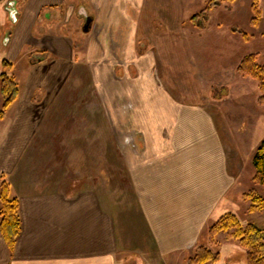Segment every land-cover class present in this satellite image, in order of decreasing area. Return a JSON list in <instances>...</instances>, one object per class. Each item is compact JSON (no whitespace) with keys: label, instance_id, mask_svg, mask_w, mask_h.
<instances>
[{"label":"crops","instance_id":"0c3cea01","mask_svg":"<svg viewBox=\"0 0 264 264\" xmlns=\"http://www.w3.org/2000/svg\"><path fill=\"white\" fill-rule=\"evenodd\" d=\"M144 1L91 0L87 10L78 0L9 1L16 21L8 36L0 33V50L14 65L11 74L20 96L0 121V185L8 181L11 197L19 201L21 231L10 250L0 218V264H124L125 251L144 256L146 264H168L177 251L191 253L198 246L204 218L236 187L215 117L219 113L168 108L166 101L153 103L155 109L174 115L163 118L168 126L159 129V135L154 127L144 128L146 139L138 149L132 147V154L116 144L117 164L127 169L132 188L129 202L116 198L118 193L111 195L102 176L94 179L92 172L86 175L82 170L84 176H72L70 168L78 166L63 160L64 152L87 151L86 139L77 144L62 138L72 134V129L62 128L64 120L69 116L76 124L81 119L71 115L74 108L63 97L65 88L80 72L107 71L109 57L121 55L124 64L123 59L142 56L137 54L134 33ZM78 8L83 19V10L94 17L88 34L97 26L104 40H86L91 48L84 51V67L76 61V42L59 31L62 22L75 21ZM7 12L4 9V16ZM45 22L50 23L42 27ZM98 56L107 61L94 65L93 57ZM136 61L132 62L140 70L144 64ZM73 138L83 136L77 133ZM108 148L100 144L105 166Z\"/></svg>","mask_w":264,"mask_h":264},{"label":"rangeland","instance_id":"374dc122","mask_svg":"<svg viewBox=\"0 0 264 264\" xmlns=\"http://www.w3.org/2000/svg\"><path fill=\"white\" fill-rule=\"evenodd\" d=\"M9 1L0 3V33L4 35L6 31L7 36L14 22L9 14L4 16L5 7L11 5ZM90 1L78 0L77 3L87 10L90 9ZM209 1L145 0L142 4L144 11H141L140 23L134 33L138 38L137 54L142 56L123 59L124 64L121 55L109 57L108 61L105 57H93L94 65L107 61V71L78 73L72 77L63 95L74 108L71 115H79L81 119L75 124L68 116L62 128L72 129L74 135L81 133L83 138L75 140L72 134L62 138L77 144L86 139L83 143L87 151L62 153L66 156L63 160H72L69 164L78 166L70 168L72 176L80 177L83 175L79 172L81 170L86 175L92 172L94 179L102 176L103 182L108 183L110 194L118 193L116 198L128 202L132 188L127 169L117 164L116 144L125 145L132 154V147L138 149L146 139L144 128L154 127L155 134H158L159 129L164 130L168 126L164 122L165 116L171 119L174 115L161 111L160 106V110L155 109L154 102L166 101L168 108H182L189 112L219 113L215 117L220 122L222 142L228 149V161L235 171L236 187H232L221 205L204 218L198 246L191 253L189 249L177 251L171 255L174 261L168 264H189L200 246L219 254L218 261L207 264H247L246 249L231 239L229 233L218 234L215 243L210 241V227L226 213H234L244 225L253 223L264 231V209L252 211L253 202L246 196V193L255 192L264 197V187L257 186L253 180L256 173L253 158L264 141V104H258V82L242 77L236 70L242 59L250 54H257L258 63L264 64V0L226 1L205 13L198 21L201 27H198L191 19L202 12ZM79 8L75 21L68 25L62 22L59 31L70 35L76 42V61L80 60L79 67H84V51L91 48L90 41L86 40L93 37L92 44L104 43V40L103 32L99 33L97 26L91 36L83 31L84 19ZM45 19L49 20L46 16ZM50 22H45L42 27ZM99 26H102L101 20ZM130 27L131 32L132 25ZM142 52L147 53L143 56ZM4 56L0 50V73L2 60L6 59ZM31 59L30 55L28 61ZM132 61L144 66L136 69ZM21 62L22 59L16 62V68L22 65ZM1 99L0 94V110ZM69 123L74 127L70 128ZM101 143H107L109 147V164L106 166L104 149L102 152L99 150ZM80 158L86 160L80 163ZM89 163H92V168ZM121 259L124 264H146L144 256L127 251Z\"/></svg>","mask_w":264,"mask_h":264},{"label":"trees","instance_id":"16d2710c","mask_svg":"<svg viewBox=\"0 0 264 264\" xmlns=\"http://www.w3.org/2000/svg\"><path fill=\"white\" fill-rule=\"evenodd\" d=\"M235 0H210L207 7L192 17L191 22L201 27L199 19L205 13L221 6L224 2ZM3 70L0 74V94L3 98V106L0 110V121H2L8 109L20 96V86L11 74L13 63L7 59L2 62ZM237 72L242 77H249L258 82L260 91L259 103L264 104V64L258 63V55L250 54L242 59L237 66ZM256 170L254 183L264 187V141L260 143L253 158ZM253 202L251 210L264 209V197L255 192L246 193ZM0 218L1 231L10 250H13L21 231V218L19 212V201L10 195V184L5 179L0 185ZM220 233H229L230 238L238 241L246 249L247 264H264V231L253 223L244 225L234 213H226L214 225L210 227L209 238L211 243ZM219 254H215L208 247L197 248L189 264H207L219 260Z\"/></svg>","mask_w":264,"mask_h":264},{"label":"water","instance_id":"95a60500","mask_svg":"<svg viewBox=\"0 0 264 264\" xmlns=\"http://www.w3.org/2000/svg\"><path fill=\"white\" fill-rule=\"evenodd\" d=\"M83 11H84L83 14L85 15V21H84V24L82 26V29L85 33H89V32H91V30L93 28L94 17L91 15H88L85 10H83ZM14 21H16V19Z\"/></svg>","mask_w":264,"mask_h":264},{"label":"flooded vegetation","instance_id":"af4514ba","mask_svg":"<svg viewBox=\"0 0 264 264\" xmlns=\"http://www.w3.org/2000/svg\"><path fill=\"white\" fill-rule=\"evenodd\" d=\"M14 5H13V3L7 8V7H5V9L6 10H8L9 11V17H12L13 19L15 18V17H13L14 16V12H15V10H14V7H13ZM14 11V12H13ZM8 39V38H7ZM5 40H6V37H5Z\"/></svg>","mask_w":264,"mask_h":264}]
</instances>
